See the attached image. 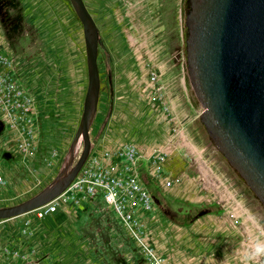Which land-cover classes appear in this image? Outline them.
Instances as JSON below:
<instances>
[{"label": "rangeland", "instance_id": "374dc122", "mask_svg": "<svg viewBox=\"0 0 264 264\" xmlns=\"http://www.w3.org/2000/svg\"><path fill=\"white\" fill-rule=\"evenodd\" d=\"M84 1L98 22L103 43L98 45L97 66L98 104L105 120L96 136L90 125V142L99 141L113 115L119 118L113 133L138 140L144 153H152L139 180L149 191L153 209L144 212L134 205L139 221L135 235L103 197L76 199L71 190L64 191L53 200L55 209L40 217L37 207L0 219V264H239L241 250L253 235L246 229L259 231L257 219L264 225V210L249 188L238 177L232 181L235 198L244 194L240 210L236 204H224V209L220 203L209 204L200 179L181 190L183 177L191 181L195 173L176 169L184 160L183 150L168 158L154 149L172 143V135L182 126L177 116H191L196 130L204 133L201 106L190 90L185 68L184 13L189 0ZM118 32L123 35L117 37ZM121 43L132 51L131 72L129 64L123 69L118 61V54L124 53ZM0 52L28 61L27 67L39 76L47 53L66 58L69 70V84L62 94L66 103L40 118V141L30 158L19 156L17 144L3 141L0 133V169L8 175L0 187V207H5L47 187L69 158L87 87L82 24L69 0H0ZM1 66L13 73L10 65ZM151 73L156 76L153 82ZM11 76L15 79L16 74ZM81 148L78 141L73 161ZM157 155L164 158L159 165L165 172L155 177L149 168ZM227 172L236 176L230 167ZM163 174L170 186L157 180ZM176 187L179 192L174 194Z\"/></svg>", "mask_w": 264, "mask_h": 264}, {"label": "water", "instance_id": "95a60500", "mask_svg": "<svg viewBox=\"0 0 264 264\" xmlns=\"http://www.w3.org/2000/svg\"><path fill=\"white\" fill-rule=\"evenodd\" d=\"M69 1L82 24L87 68L83 109L69 158L47 187L18 204L0 207V219L33 210L62 194L90 151L101 40L83 0ZM183 41L190 89L201 106L199 121L264 210V0H189ZM78 141L82 148L73 161Z\"/></svg>", "mask_w": 264, "mask_h": 264}, {"label": "crops", "instance_id": "0c3cea01", "mask_svg": "<svg viewBox=\"0 0 264 264\" xmlns=\"http://www.w3.org/2000/svg\"><path fill=\"white\" fill-rule=\"evenodd\" d=\"M83 2L96 24L100 38L98 22L96 18L91 14L84 0ZM116 25L118 26L117 23ZM115 35L119 37L122 36L123 34L121 32L120 33L118 32ZM121 44H122V50L120 52H124V53H120L121 57L118 54L117 56L119 59L118 61H120L123 69L126 68V64H129V67L131 66V69H129L131 72L132 64H133L132 51H130L131 52L130 54L129 51L126 50V43H121ZM101 45H103L102 41H101ZM18 59L19 60L16 61L14 64V74H16L15 77L18 78L19 85H22L26 89V91L33 97V101L25 105L24 111L22 110L18 111V113L22 112L21 113L23 116L22 125L24 126L18 125V129L15 128L10 129L7 123L5 122V120L0 119V133L1 135L3 134L1 137L3 141L4 138L8 140L11 139L13 143H16L17 145L26 140L29 143V145L33 147V149L27 150L25 152L32 151L30 155L32 156V154H34V152L38 148L40 141V131H41L40 118H42V116L43 117L46 116L45 114L52 111L56 113V111H59L61 108H63L64 104L66 103L63 100L62 94H63V90L67 89L69 84L68 63L66 58L63 59L61 56L58 57L56 54L52 55L47 53L46 58L44 59L45 63L43 64L44 71L39 76L37 75L36 71L32 72L27 67L28 61L22 60L20 58ZM126 74L127 73L125 72V75ZM53 84H55V86H53ZM109 84L112 83L109 82ZM113 92H114L113 87H110V95H112ZM108 106L110 108H113V102H108ZM173 108L174 106L172 105L171 110H173ZM174 117L175 116H173V118ZM118 119L119 118L117 116L116 117H113V115L110 116V123H108V125L110 126L106 129L103 136L100 137L99 141L96 144L91 141V147L87 159L85 161V167L92 166L94 160L98 161L104 166H110L112 164H118L119 166H122V164L128 162L123 152H125L128 145H134L137 150V155L139 156L136 157L135 164L132 165V171L137 174L140 180H142L141 178L142 171L143 170L146 171V167L148 166V162L150 160L149 157L152 155V153H149L147 151H145L146 153H144L142 149L143 145L139 144L138 140H135L133 138L118 137L117 133H113L112 127L114 123L119 122ZM192 119L193 118L189 115L177 116L176 121L178 122V124L182 126L178 127L177 131L172 135L171 137L172 143L159 145L157 147H154V149H160L162 151L168 150L169 151L168 158H172L171 155H173L174 157L176 156L177 153L180 154L181 150H183V155H185L183 157L184 160L179 165L176 166L177 167L176 169L178 170L182 169L184 170V172L193 170L195 173L193 176L194 178H192L191 181L189 179H186V176L183 177L184 182L181 190L184 191L185 189L189 188L190 187L189 185L192 184L193 180L197 179L198 181L200 179L203 187H205L208 192L206 194V199H205L207 203L209 204H212L213 202L220 203L222 209H224V204L226 206L229 203L231 205L236 204L237 206L236 210H240L239 207H241L244 202L243 201L244 194L241 192L242 195L239 198L237 197L236 199L235 198L236 194H234V192L236 191L234 190L233 187H231L232 181L236 179V177L238 176L234 172L233 173L236 176L233 175L230 176L228 174L227 170L229 168V165L227 164L226 160L224 159L222 154L213 146L204 128H203L204 133H199L196 130L195 126L190 121ZM27 120H29L34 130L32 136H28L26 131V127L28 125H26L25 123ZM96 120H97V126L96 124H94ZM104 120L105 118L104 115H102L101 113V107L97 103L96 112L90 124L93 125V134L95 136L98 132L97 127L100 126ZM59 121L62 120L59 119ZM185 124L187 126H185ZM89 137H90V128H89ZM77 143L75 144L74 152L76 150ZM70 147H71V143L68 148L69 152H70ZM29 148L30 147H26V149ZM15 150H16L15 152H17V154L21 156L22 154L21 151L18 148ZM162 170L165 172V169L163 168V164H160L158 172H162ZM2 171L4 173V170ZM4 174L5 177L8 178V175L6 173ZM164 176L165 175L163 174V176H159L157 179L161 185ZM177 192L179 191L176 187L173 193L175 194ZM100 198L101 197L99 198L97 197L96 199H100ZM256 201L258 202L257 199ZM258 204L260 205L259 202ZM222 214L223 213L221 212V215ZM246 214L250 218L253 217L251 216L250 213H246ZM237 215L239 214L237 213ZM215 216H218V214H215ZM254 224H256L258 228L261 229V223L258 224L257 220L255 221ZM254 229L255 227H250L247 228L246 231L251 234V232H253ZM219 230L223 231L224 229L221 228Z\"/></svg>", "mask_w": 264, "mask_h": 264}, {"label": "built area", "instance_id": "2783aa9c", "mask_svg": "<svg viewBox=\"0 0 264 264\" xmlns=\"http://www.w3.org/2000/svg\"><path fill=\"white\" fill-rule=\"evenodd\" d=\"M11 55L12 53L9 54V52H7V55L0 52V119H4L10 129H18V125H22L23 120L22 112L18 113V111H24L25 105L32 102L33 97L22 85H19L18 78H12L14 64L19 59ZM2 64L10 65L13 73H7L1 66ZM149 79L150 82L156 79L154 73H151ZM25 124L28 125L26 127L28 136H32L34 130L29 120ZM17 146L23 158H30L32 151H25L31 150L33 147L26 140ZM26 147L30 148L26 149ZM123 154L128 162L122 164V166L118 164L104 166L94 160L92 166L85 167L84 162L66 188L65 193L71 190V196L76 199L81 197V195L88 197V199L96 196L103 197L104 201L119 214L127 229L137 235L138 233L134 229L139 225V221L137 212L133 210V207L135 204H139L144 212H150L153 209L152 198L137 174L132 171V165L135 164V159L139 156L135 146L128 145ZM162 154H169V151L163 150ZM156 157V164L149 168V174L151 175H155L158 172L159 163L164 159L162 155H157ZM5 180V174L0 170V187L5 184ZM162 183L164 187L170 186L171 181L169 178H164ZM37 209V216L40 217L53 211L55 203L52 200Z\"/></svg>", "mask_w": 264, "mask_h": 264}, {"label": "clouds", "instance_id": "9594fccd", "mask_svg": "<svg viewBox=\"0 0 264 264\" xmlns=\"http://www.w3.org/2000/svg\"><path fill=\"white\" fill-rule=\"evenodd\" d=\"M257 223L260 224L258 219ZM239 264H264V225L259 231L253 230L250 243L241 250Z\"/></svg>", "mask_w": 264, "mask_h": 264}]
</instances>
